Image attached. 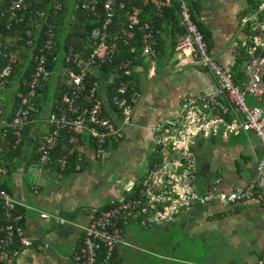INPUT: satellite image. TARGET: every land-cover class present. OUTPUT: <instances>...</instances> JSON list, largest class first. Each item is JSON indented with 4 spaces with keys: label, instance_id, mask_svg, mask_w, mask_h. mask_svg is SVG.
Instances as JSON below:
<instances>
[{
    "label": "built area",
    "instance_id": "built-area-1",
    "mask_svg": "<svg viewBox=\"0 0 264 264\" xmlns=\"http://www.w3.org/2000/svg\"><path fill=\"white\" fill-rule=\"evenodd\" d=\"M250 1V12L240 20L246 41L240 60L244 71H238L225 69L215 61L187 0H153L158 17H163L168 5L177 10L185 33L175 46L180 66L209 70L216 77V85L210 92L184 97L178 115L154 127V156L149 168L127 188L123 198L95 209L89 223L82 226V242L73 256L77 263L112 264L118 245L128 244L124 225L137 215L143 217L144 224H170L196 206L212 201L227 206L254 196L255 183L236 185L224 193L217 190L220 179L200 192L195 186L198 168L192 151L199 139L227 141L242 131L254 132L264 150V0ZM138 2L147 5L149 1L0 0V85L10 81L19 63L24 66L23 73L28 72V63L34 66L30 78L23 79L28 87L26 94L17 104L13 119L3 128L0 151L11 134L15 136L13 147L20 143L42 84L57 69L65 78L63 104L49 115L51 128L40 145V163L46 166L53 151L63 146L67 150L61 155L62 169L71 156H76L75 170H81L91 153L96 159L102 158L110 145L125 138V128L132 123L144 94L127 80L133 73L132 60L117 62L123 40L117 31L118 8L125 11L122 22L128 32L139 34L144 60L157 57L155 25L142 20ZM65 6L70 9L71 22L75 20L72 12L78 11L85 22L94 25L85 38H80L78 46L55 48L56 26L48 22ZM22 24L26 28L21 34H5ZM124 42L129 44L127 38ZM63 62L70 68L64 69ZM52 64L57 65L53 72L49 70ZM249 99L260 104H249ZM258 171L264 175V157ZM19 206V201L0 186V264H15L21 252L32 244L21 225ZM251 264H264V249Z\"/></svg>",
    "mask_w": 264,
    "mask_h": 264
},
{
    "label": "crops",
    "instance_id": "crops-1",
    "mask_svg": "<svg viewBox=\"0 0 264 264\" xmlns=\"http://www.w3.org/2000/svg\"><path fill=\"white\" fill-rule=\"evenodd\" d=\"M187 1L197 22L210 33L213 58L225 69H237L246 41L240 20L250 12L249 0ZM158 32L168 46L177 41L171 17L163 19ZM173 50L170 61L156 57L136 67L144 97L125 128V138L110 145L102 158L91 153L81 170L64 172L54 162L40 163V145L51 128L48 118L55 100L46 95L38 98L41 110L19 151H0V185L19 201L21 225L32 241L15 264H79L73 256L82 242V226L89 223L95 209L123 198L127 188L147 171L154 156V127L177 116L184 97L213 90L215 75L199 66H180ZM58 75L53 78L55 90L64 84ZM51 76L44 81L45 91ZM19 80L11 79L5 86L10 101L0 98V137L11 116ZM248 103L260 104L253 99ZM192 151L198 168L195 186L200 192L220 179L217 190L224 193L236 185L255 183L254 196L227 206L218 201L196 206L170 224H144L137 215L124 225L128 244L118 245L112 264H251L262 256L264 175L258 166L264 150L259 138L254 132L242 131L227 141L199 139Z\"/></svg>",
    "mask_w": 264,
    "mask_h": 264
},
{
    "label": "trees",
    "instance_id": "trees-1",
    "mask_svg": "<svg viewBox=\"0 0 264 264\" xmlns=\"http://www.w3.org/2000/svg\"><path fill=\"white\" fill-rule=\"evenodd\" d=\"M127 0H121V2H124ZM148 4L147 5H143L142 2H138L139 5H141L142 7V20L143 21H148L151 22L153 21L156 25V40H155V49L157 51V58L159 60L161 59H166L167 61L172 60V57L174 55V50L173 48L175 47L176 43L179 41V39L185 34L184 30L179 26V21L177 20V10L174 6H170V7H166L165 11H164V15L163 17L165 19H168L169 17H171L172 19V23L174 25V28H176V33H177V41H173L171 43V46L166 45V39H164L163 37L160 36L158 30L160 31L162 23H163V17H158L156 11L153 10V0H148ZM249 3H251V1L249 0ZM136 4V2H135ZM69 7L65 6L64 11L60 12L57 16L55 17H51L49 22L50 24L53 23L54 26H56L55 29V34H56V40H55V48H59L62 45L66 46L65 48L67 49L69 46L74 45V46H78L79 45V40L81 37H86V35H88V33L90 32L91 28L93 27L92 23L94 22H85L82 13L78 12V11H74L72 13L75 14V20L73 22H71V19L69 18V15L71 14ZM124 14L125 11L124 10H120V8H118L117 10V23H119V27L117 29V31L121 32V36L123 37V40L120 42L119 44V54L117 56V62L121 61V60H125V59H131L133 62L132 65V75L130 77L127 78V80L129 82H131V84L133 86H135L136 88L139 89V74L137 72H135L136 67L142 65L145 63L144 58L142 57L141 53H142V44H141V39L138 33L134 32L133 34L129 33L128 30L126 29L125 25L123 24L122 21H124ZM156 14V15H155ZM195 19V17H194ZM55 20L57 22H55ZM196 20V19H195ZM197 21V20H196ZM27 24V23H26ZM26 24H22L19 25L17 28H13L11 32H5L6 35H17V34H21L22 31H24V29L26 28ZM198 26L200 28V30L202 31V33L205 36V39L207 40L208 44H209V48H210V33L208 30L205 29V27L198 23ZM43 27L45 28L46 26L43 25ZM115 30V29H114ZM129 34H131V37L128 36ZM43 30H41L40 32V38H43ZM128 39L129 44H126L124 42V39ZM158 40V41H157ZM160 40V41H159ZM157 41V42H156ZM30 68L28 70V72H22L23 70V64L19 63L14 70L13 73V77L11 79H14L16 77H19V87H18V91L17 94L15 95V99H14V103L13 106L11 108V116L9 118L10 122L13 117H14V113H15V109L17 104L19 103V101L22 99V96H24L27 92V85L24 84V78L29 79L32 71H33V64L32 63H28ZM1 66H3V63L0 62V68ZM56 64H52L49 67V70L51 72H53L56 69ZM62 67L64 69H68L70 68L69 65H67L65 62L62 63ZM10 79V80H11ZM8 83V82H7ZM6 83V84H7ZM46 82H43L42 87L39 91V96L38 98H40V94H44L45 92V88H46ZM64 85H60L57 87V89L54 92V103H53V109L57 110L59 109V107L62 106V101H61V91L63 90ZM140 90V89H139ZM36 101V105L34 107V109L32 110V115H31V121L30 123L27 124V126L25 127V129L22 131L21 133V141L20 143L17 145L16 148L13 147L14 141H15V136L14 135H10L6 141L3 142V151H7L8 153L14 154L16 153V151H19L20 145L22 144L23 140H24V135L28 133V130H31L32 126H33V119L35 118V116L37 115V113L41 110V105L39 104V101ZM43 98V97H42ZM4 128V126L2 127ZM3 131V129H2ZM1 143V142H0ZM2 145V144H0ZM65 148H56L53 153H52V157L50 159V161L48 162L47 165L51 164L52 162H54L56 164V166L58 167V169H60L61 171H66V172H71L73 170H75V165H76V156H71L69 158V162L67 167L64 168V170L62 169L61 166V155L65 152ZM2 187H4V185H0ZM5 188V187H4ZM113 263V262H112Z\"/></svg>",
    "mask_w": 264,
    "mask_h": 264
},
{
    "label": "rangeland",
    "instance_id": "rangeland-1",
    "mask_svg": "<svg viewBox=\"0 0 264 264\" xmlns=\"http://www.w3.org/2000/svg\"><path fill=\"white\" fill-rule=\"evenodd\" d=\"M215 59V58H214ZM216 61V60H215ZM217 62V61H216ZM218 63V62H217ZM237 69H238V71H244V64L243 63H239L238 65H237ZM57 74H59L58 75V78H60V79H58V81H65V78L63 77V74L61 73V71L59 70V69H57V70H55V72L54 73H52V76H51V81H49L50 83H49V88H48V90H46L45 92H44V94H40V98H42V97H44V95H46L47 97H45V98H53V96H54V91H55V87H54V84H53V78H54V76L55 75H57ZM12 85V84H11ZM6 86V83H2L1 85H0V98L2 99V100H8V101H10L9 100V98H11L10 97V91H9V89L7 88V87H5ZM42 95V96H41Z\"/></svg>",
    "mask_w": 264,
    "mask_h": 264
}]
</instances>
